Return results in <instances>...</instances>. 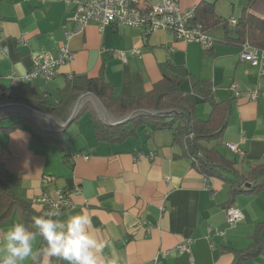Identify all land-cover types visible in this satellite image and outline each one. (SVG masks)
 Wrapping results in <instances>:
<instances>
[{
    "label": "crops",
    "instance_id": "1",
    "mask_svg": "<svg viewBox=\"0 0 264 264\" xmlns=\"http://www.w3.org/2000/svg\"><path fill=\"white\" fill-rule=\"evenodd\" d=\"M201 1L179 0L183 8L197 7ZM206 1L215 3L220 16L236 22L248 0ZM140 2L150 6L158 0ZM251 12L264 19V0H256ZM72 13V4L64 0H0V50L8 49L0 51V86H34L57 104L68 77L102 74L116 96L134 98L151 90L163 77L161 65L171 62L186 72L180 88L194 93L201 119L210 116L212 106L195 91L196 81L209 83L215 100L232 103L222 138L207 145L235 160L241 173L264 162V63L241 61L239 41H216L204 49L164 30L146 35L142 28L107 25L101 31L97 23L77 32ZM63 45L69 46L74 59L60 66L52 82L42 77L25 81L37 55H57ZM119 51L127 53L128 61L116 54ZM235 83L238 95L230 89ZM54 85L59 95L55 102ZM253 90L259 92L257 100L251 98ZM81 110L62 145L35 139L31 120L8 129L21 118L0 119V162L13 175L9 183L37 210L45 208L38 202L43 193L70 191L72 205L56 219L87 214L89 231L105 244L103 264H234L237 252L253 242L264 221V190L231 198V184L214 177L207 180L197 171L171 129L158 130L152 138L141 131L139 137L122 142L98 140L93 116ZM227 142L240 143L246 156L229 150ZM229 204L244 213L234 226L227 222ZM15 223L25 224L18 209L0 224V238ZM187 239L193 242L180 253L178 245ZM35 248L39 253L41 239ZM37 264L59 263L42 255ZM241 264H264V254Z\"/></svg>",
    "mask_w": 264,
    "mask_h": 264
},
{
    "label": "trees",
    "instance_id": "2",
    "mask_svg": "<svg viewBox=\"0 0 264 264\" xmlns=\"http://www.w3.org/2000/svg\"><path fill=\"white\" fill-rule=\"evenodd\" d=\"M255 1L248 0L240 18L236 22H232L230 19L220 16L215 8V3L202 0L196 7L195 22L203 24L205 31L216 41H231L229 39H233L242 45L244 41L249 40L252 45L264 49V19L251 12ZM161 70L163 77L153 85L151 90L140 97L116 96L113 92L114 86L102 74L97 77L73 74L60 88V100L57 104L51 102V97L47 92H41L34 86L24 85L0 86V103H26L38 110L66 120L78 97L91 91L101 99L111 113L117 116H123L141 108L176 109L178 112L170 117L140 115L128 123L117 126L105 124L99 118L91 102L84 105L81 113L86 110L90 111L95 121L98 140L108 142H122L130 137H139L141 131L152 138L158 130L171 129L175 143L183 147L197 171L208 179L219 178L227 180L231 184V198L243 191L257 193L264 190V162L256 164L247 174L241 173L237 169L235 160L227 158L217 148L207 145L209 142L222 138L228 123L229 112L233 108L232 103L215 100L211 85L204 81H196L195 91L212 106L210 116L207 119H201L196 112L197 102L194 99V93H185L180 88L186 72L183 69H177L171 62L161 65ZM29 120L28 117L18 119L6 128H19ZM30 133L37 140L53 141L62 145L65 142L64 136L67 130L63 132L47 131L32 123ZM191 134H193L192 137ZM12 178V173L0 162V224L18 209L23 216L25 225L35 231L33 218L46 216L51 211L47 207L41 210L35 209L21 191L9 183ZM246 182L253 184L250 188H246L244 185ZM230 206L233 205L229 204L227 208ZM59 212L57 213L59 214ZM45 246L46 242L42 240L40 252ZM260 254H264V221L257 227L253 242L247 248L237 252L234 264H241L243 260ZM41 257L42 255L38 254L34 263L37 264ZM54 259L56 262L58 261L56 258ZM58 263L63 264L61 261Z\"/></svg>",
    "mask_w": 264,
    "mask_h": 264
},
{
    "label": "built area",
    "instance_id": "3",
    "mask_svg": "<svg viewBox=\"0 0 264 264\" xmlns=\"http://www.w3.org/2000/svg\"><path fill=\"white\" fill-rule=\"evenodd\" d=\"M44 1V0H43ZM72 4L73 13L71 20L74 22L77 32L83 31L90 23H97L100 30L107 25L142 28L146 35L156 30H164L172 33L177 39L185 42L199 43L204 49H211L216 39L207 33L203 24L195 22L196 7L183 8L179 0H158L150 6H141L140 0H64ZM73 34V32H68ZM240 60L249 62L254 66H262L264 63V49L256 47L246 40L241 45ZM7 52L8 49L3 50ZM136 52V51H134ZM123 61H128L125 51L116 53ZM74 54L68 45H63L57 55L50 52L40 53L35 58V64L25 76V81H32L42 77L46 83L52 82L59 73L60 66L71 62ZM231 91L239 94V85L232 84ZM258 90L251 92V98L257 100ZM193 134H191L192 137ZM226 147L236 155L245 157L246 151L240 143L227 142ZM207 180H209L207 178ZM68 190L57 189L54 194L43 193L38 202L50 211L59 212L72 205ZM227 222L234 226L244 219L241 209L230 206L227 208ZM191 239L178 245V251L183 253L192 244Z\"/></svg>",
    "mask_w": 264,
    "mask_h": 264
},
{
    "label": "clouds",
    "instance_id": "4",
    "mask_svg": "<svg viewBox=\"0 0 264 264\" xmlns=\"http://www.w3.org/2000/svg\"><path fill=\"white\" fill-rule=\"evenodd\" d=\"M48 212L33 218L35 231L23 223L13 224L0 238V264H32L37 255L56 258L63 264H103L105 244L89 231L91 218L81 212L61 221ZM46 246L37 253V240Z\"/></svg>",
    "mask_w": 264,
    "mask_h": 264
},
{
    "label": "water",
    "instance_id": "5",
    "mask_svg": "<svg viewBox=\"0 0 264 264\" xmlns=\"http://www.w3.org/2000/svg\"><path fill=\"white\" fill-rule=\"evenodd\" d=\"M86 101H91L93 103L99 118L109 126H117L128 123L140 115L170 117L178 112L176 109L153 110L141 108L133 110L123 116H117L106 108L101 99L95 93L89 91L80 95L74 102L66 120L57 118L48 112L38 110L31 105L22 102L0 103V119L7 117H28L32 123L41 126L47 131L63 132L66 131L76 120ZM251 185L252 184L250 182L245 184L248 188L251 187Z\"/></svg>",
    "mask_w": 264,
    "mask_h": 264
},
{
    "label": "rangeland",
    "instance_id": "6",
    "mask_svg": "<svg viewBox=\"0 0 264 264\" xmlns=\"http://www.w3.org/2000/svg\"><path fill=\"white\" fill-rule=\"evenodd\" d=\"M58 85L63 86V83H58ZM51 88H52V94H53L52 101L55 102L59 99L57 85L51 86Z\"/></svg>",
    "mask_w": 264,
    "mask_h": 264
}]
</instances>
